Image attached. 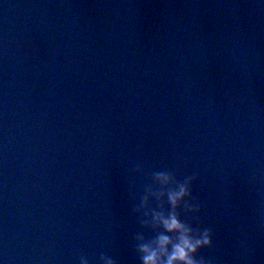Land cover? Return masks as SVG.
I'll return each mask as SVG.
<instances>
[{"label":"water","instance_id":"95a60500","mask_svg":"<svg viewBox=\"0 0 264 264\" xmlns=\"http://www.w3.org/2000/svg\"><path fill=\"white\" fill-rule=\"evenodd\" d=\"M165 170L197 174L199 221L177 211L212 231L198 257L264 264V4L0 0L5 264H139L133 209Z\"/></svg>","mask_w":264,"mask_h":264},{"label":"clouds","instance_id":"9594fccd","mask_svg":"<svg viewBox=\"0 0 264 264\" xmlns=\"http://www.w3.org/2000/svg\"><path fill=\"white\" fill-rule=\"evenodd\" d=\"M264 4V0H259ZM136 174H142V165L136 164L133 169ZM197 179V174L185 176L177 180L172 171H154L151 173V184L143 187V195L139 204L133 209L141 213L140 224L153 231L151 238L143 234L135 236V252L139 264H212V261L203 256H197L202 248L212 246V231L207 227L191 226L181 219V209L185 215L192 214V218L199 221L202 205L192 196L191 185ZM253 176L250 182L254 180ZM155 185V187L153 186ZM169 208L164 207L163 198ZM150 198L160 202L158 207H150ZM0 264L5 261L0 257ZM78 264H89V259L84 254L78 257ZM98 264H117L110 255L101 253Z\"/></svg>","mask_w":264,"mask_h":264}]
</instances>
